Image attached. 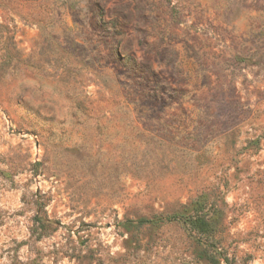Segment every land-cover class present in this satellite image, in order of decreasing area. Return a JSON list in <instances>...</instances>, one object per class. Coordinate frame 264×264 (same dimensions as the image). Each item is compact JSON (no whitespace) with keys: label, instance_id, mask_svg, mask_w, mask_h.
I'll list each match as a JSON object with an SVG mask.
<instances>
[{"label":"rangeland","instance_id":"374dc122","mask_svg":"<svg viewBox=\"0 0 264 264\" xmlns=\"http://www.w3.org/2000/svg\"><path fill=\"white\" fill-rule=\"evenodd\" d=\"M0 264H264V0H0Z\"/></svg>","mask_w":264,"mask_h":264},{"label":"trees","instance_id":"16d2710c","mask_svg":"<svg viewBox=\"0 0 264 264\" xmlns=\"http://www.w3.org/2000/svg\"><path fill=\"white\" fill-rule=\"evenodd\" d=\"M41 225L39 227L40 231L45 232L46 235L48 230L51 227V225L47 222L40 221ZM191 226L192 230H194L196 233L200 234L201 236H210L211 231V224L204 218V217H196L191 219ZM54 232V231H53ZM40 236H44L43 234H40Z\"/></svg>","mask_w":264,"mask_h":264}]
</instances>
